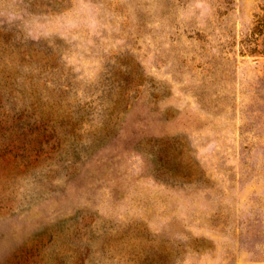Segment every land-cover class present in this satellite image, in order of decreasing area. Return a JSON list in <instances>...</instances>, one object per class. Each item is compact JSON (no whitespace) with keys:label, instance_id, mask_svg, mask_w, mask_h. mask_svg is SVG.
Returning a JSON list of instances; mask_svg holds the SVG:
<instances>
[{"label":"rangeland","instance_id":"374dc122","mask_svg":"<svg viewBox=\"0 0 264 264\" xmlns=\"http://www.w3.org/2000/svg\"><path fill=\"white\" fill-rule=\"evenodd\" d=\"M261 18L0 0V264H264Z\"/></svg>","mask_w":264,"mask_h":264},{"label":"trees","instance_id":"16d2710c","mask_svg":"<svg viewBox=\"0 0 264 264\" xmlns=\"http://www.w3.org/2000/svg\"><path fill=\"white\" fill-rule=\"evenodd\" d=\"M260 35H263L264 37V18L258 19L256 26L252 29V33L246 42V49H252L250 51L264 53V42H259V37L255 38V36ZM252 45H254L253 48Z\"/></svg>","mask_w":264,"mask_h":264},{"label":"clouds","instance_id":"9594fccd","mask_svg":"<svg viewBox=\"0 0 264 264\" xmlns=\"http://www.w3.org/2000/svg\"><path fill=\"white\" fill-rule=\"evenodd\" d=\"M68 25H69V26L72 25V21H71V20L68 21Z\"/></svg>","mask_w":264,"mask_h":264}]
</instances>
